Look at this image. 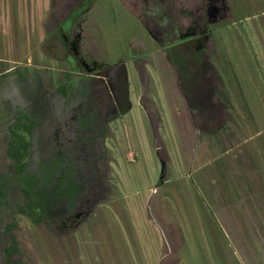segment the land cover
I'll return each mask as SVG.
<instances>
[{
  "label": "rangeland",
  "instance_id": "rangeland-1",
  "mask_svg": "<svg viewBox=\"0 0 264 264\" xmlns=\"http://www.w3.org/2000/svg\"><path fill=\"white\" fill-rule=\"evenodd\" d=\"M126 1L0 0V264H264V0ZM22 112L27 172L79 186L47 221L17 207Z\"/></svg>",
  "mask_w": 264,
  "mask_h": 264
},
{
  "label": "trees",
  "instance_id": "trees-1",
  "mask_svg": "<svg viewBox=\"0 0 264 264\" xmlns=\"http://www.w3.org/2000/svg\"><path fill=\"white\" fill-rule=\"evenodd\" d=\"M127 5H133L131 2H127L124 0ZM147 0H143V7L147 5ZM146 3V5H145ZM141 7V8H143ZM144 15V13H143ZM147 18L151 17V14H147ZM169 51V56L172 51L170 48H168ZM171 59V62H174L175 68L178 69L177 71V78L178 81L182 82V79L184 81H187V88L193 85V78L192 75H189L190 73L187 70V66L185 64V55L181 54L178 55L177 57H169ZM82 62L85 65V68L88 69V71H93L91 68L93 66H89V62L86 60H82ZM95 64V63H94ZM93 65V64H92ZM100 65V64H99ZM95 69H99V66H96ZM181 75V76H180ZM127 95V92H126ZM121 96H117V99L120 101V109L122 111L125 110L124 106L122 105V99L120 98ZM193 111V109L191 110ZM18 117L22 120L23 125H18V124H9V131L12 136H10V139L8 140V153L10 156L14 159L13 162V171L17 174L16 180L19 184H21V188L23 192L25 193V200L22 203H18L17 207L19 208V211L25 212L28 215H32L33 218L36 219H44L48 220L47 218V212L50 211V209L55 208L56 210L60 209V204L54 203L55 201H60L64 200L65 203L68 205V208H72L75 205V200H76V195L79 191V186L74 182L73 175L70 174L69 172L64 173L63 168H61L62 165V159L59 158V162L57 165L54 162H51L48 166V168L45 170V162L42 161L40 162L41 167L40 170L43 171V174L46 176H41V173L36 171L34 173H29L27 172L25 166H26V161L29 156V143L30 140L28 139V135L30 134V124L28 121L25 119L26 116L22 113L18 115ZM29 122L31 119H28ZM53 161V159H52ZM67 165L70 167L72 166L71 161H66ZM53 165V166H52ZM60 166V171H59V178L56 180L48 181V185L46 180H47V174H49V170L53 167H58ZM73 169V167L71 168ZM43 177V178H42ZM64 177V178H62ZM4 195V190H3V183L0 181V196L2 197ZM65 212V211H64ZM55 219L57 222L62 223V226H66L67 220L65 217V213L59 214L57 216L51 217ZM64 223V224H63ZM72 223V222H71ZM14 223L12 222L11 225L7 224L3 231L10 232V229L12 228L11 226ZM59 225V224H58ZM61 227V228H64ZM12 248L11 245L5 246L4 250H9ZM6 254V264H11L10 262V257H9V252L5 251Z\"/></svg>",
  "mask_w": 264,
  "mask_h": 264
}]
</instances>
